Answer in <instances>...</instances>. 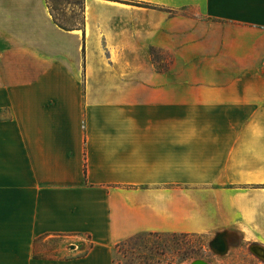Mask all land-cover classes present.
<instances>
[{
    "label": "crops",
    "instance_id": "obj_1",
    "mask_svg": "<svg viewBox=\"0 0 264 264\" xmlns=\"http://www.w3.org/2000/svg\"><path fill=\"white\" fill-rule=\"evenodd\" d=\"M81 22L0 0V264H116L145 233L264 246V0H83Z\"/></svg>",
    "mask_w": 264,
    "mask_h": 264
},
{
    "label": "rangeland",
    "instance_id": "obj_2",
    "mask_svg": "<svg viewBox=\"0 0 264 264\" xmlns=\"http://www.w3.org/2000/svg\"><path fill=\"white\" fill-rule=\"evenodd\" d=\"M50 3L61 21L70 25H79L82 21L83 0H50ZM8 116L6 111L0 114L1 118ZM213 237L201 234H146L123 247L116 248L115 261L116 264H191L194 259L206 258L217 264H263L249 251V243L250 245L259 243L245 241L240 235L235 234L233 239L241 242V246H228L225 253L218 255L210 246ZM67 243L64 254L82 251L77 249L74 242ZM58 245L59 242L54 241L51 254H62V251L54 250Z\"/></svg>",
    "mask_w": 264,
    "mask_h": 264
},
{
    "label": "water",
    "instance_id": "obj_3",
    "mask_svg": "<svg viewBox=\"0 0 264 264\" xmlns=\"http://www.w3.org/2000/svg\"><path fill=\"white\" fill-rule=\"evenodd\" d=\"M226 232H219L214 239L211 241V247L214 249H218L220 253H225L228 250V243L226 240ZM252 249L256 253V255L262 259H264V246L261 244L252 245ZM192 264H206L202 261H196Z\"/></svg>",
    "mask_w": 264,
    "mask_h": 264
},
{
    "label": "trees",
    "instance_id": "obj_4",
    "mask_svg": "<svg viewBox=\"0 0 264 264\" xmlns=\"http://www.w3.org/2000/svg\"><path fill=\"white\" fill-rule=\"evenodd\" d=\"M50 2V0H49ZM83 7V6H82ZM50 8H51V11H52V14H53V17H54V20L55 22L60 26L62 27L63 29H66V30H71V29H74V28H77L79 25H70L68 23H66L65 21H61V19L58 17L57 13H56V9L51 5L50 3ZM82 23V22H80ZM81 25V24H80ZM152 54L155 55L156 54V49H152ZM146 234H155V233H145V234H139V235H136V236H133V237H130L122 242H120L118 245H117V248L119 247H123L129 243H131L133 240H135L137 237H140L142 235H146Z\"/></svg>",
    "mask_w": 264,
    "mask_h": 264
},
{
    "label": "flooded vegetation",
    "instance_id": "obj_5",
    "mask_svg": "<svg viewBox=\"0 0 264 264\" xmlns=\"http://www.w3.org/2000/svg\"><path fill=\"white\" fill-rule=\"evenodd\" d=\"M213 239H214V237H213ZM226 240H227V243H228V246H230V247H232V246H235V247H239V246H241V242H238V241H235V238L233 239V238H226ZM210 246H211V244H210ZM251 246V247H250ZM211 249L213 250V252H215L216 254H218V255H220V252H219V250L217 249H214V248H212L211 247ZM249 251L251 252V254H253L254 256H256L260 261H262V263L264 264V259H262V258H260V257H258L257 255H256V253L254 252V250L252 249V245H250V243H249ZM196 261H202V262H207V263H209V264H217L216 262H214L213 260H209V259H206V258H198V259H194L192 262H191V264L192 263H194V262H196Z\"/></svg>",
    "mask_w": 264,
    "mask_h": 264
},
{
    "label": "bare ground",
    "instance_id": "obj_6",
    "mask_svg": "<svg viewBox=\"0 0 264 264\" xmlns=\"http://www.w3.org/2000/svg\"><path fill=\"white\" fill-rule=\"evenodd\" d=\"M195 263V262H194ZM206 264H209V263H207V262H205Z\"/></svg>",
    "mask_w": 264,
    "mask_h": 264
}]
</instances>
